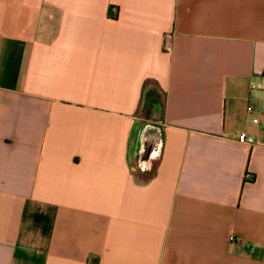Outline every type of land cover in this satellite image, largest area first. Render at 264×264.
<instances>
[{"label":"crops","instance_id":"0c3cea01","mask_svg":"<svg viewBox=\"0 0 264 264\" xmlns=\"http://www.w3.org/2000/svg\"><path fill=\"white\" fill-rule=\"evenodd\" d=\"M0 264H264V0H0Z\"/></svg>","mask_w":264,"mask_h":264},{"label":"built area","instance_id":"2783aa9c","mask_svg":"<svg viewBox=\"0 0 264 264\" xmlns=\"http://www.w3.org/2000/svg\"><path fill=\"white\" fill-rule=\"evenodd\" d=\"M115 9V8H114ZM172 47V41H171V35H167L166 38H165V41H164V49L166 51H169ZM253 110V107L252 106H249L248 107V111H252ZM258 118H255L254 119V122H258ZM237 139L239 142L241 143H249L251 144L253 141L252 139L249 137L248 133L246 131H241L238 136H237ZM230 240L231 241H236V242H239L240 241V238L236 237L235 235H231L230 236Z\"/></svg>","mask_w":264,"mask_h":264},{"label":"rangeland","instance_id":"374dc122","mask_svg":"<svg viewBox=\"0 0 264 264\" xmlns=\"http://www.w3.org/2000/svg\"><path fill=\"white\" fill-rule=\"evenodd\" d=\"M156 117H159V116H156Z\"/></svg>","mask_w":264,"mask_h":264}]
</instances>
